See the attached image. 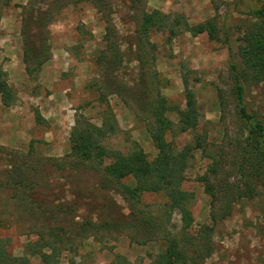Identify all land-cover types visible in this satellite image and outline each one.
Returning a JSON list of instances; mask_svg holds the SVG:
<instances>
[{
	"label": "rangeland",
	"instance_id": "1",
	"mask_svg": "<svg viewBox=\"0 0 264 264\" xmlns=\"http://www.w3.org/2000/svg\"><path fill=\"white\" fill-rule=\"evenodd\" d=\"M104 3L0 0V83L9 89L8 105L0 97V252L7 264H111L115 257L152 264L171 241L189 264H264L263 202L234 201L246 130L223 35L239 63L237 39L260 1ZM153 11L169 19L166 26L137 34L141 14ZM208 21L212 38L185 28ZM118 51L127 55L119 68ZM247 75L245 106L264 119V79ZM185 86L198 116L194 129L181 131ZM159 98L172 124L167 142L175 152L189 149L179 186L187 195L185 228L163 192L131 197L122 187L133 179L104 176L109 159L82 161L70 151L71 132L87 125L102 130L104 150L138 148L154 162L149 107Z\"/></svg>",
	"mask_w": 264,
	"mask_h": 264
},
{
	"label": "trees",
	"instance_id": "2",
	"mask_svg": "<svg viewBox=\"0 0 264 264\" xmlns=\"http://www.w3.org/2000/svg\"><path fill=\"white\" fill-rule=\"evenodd\" d=\"M69 1L74 2V0ZM82 1H92L95 3L99 1L102 5L106 4L104 3L105 0ZM128 1L129 4L132 5V9H137L136 4H140L142 0ZM235 1L242 3V0ZM249 1L253 2L255 0ZM258 1H260L261 6L248 13L247 17L249 23L243 29L241 37L237 39L239 43L237 47L239 63H235L234 61V55L229 45L227 32L225 31L223 35L227 45L229 76L233 87L232 96L236 113L238 119L245 125L246 130V138L244 139V146L239 155L237 168L239 186L241 189L239 193L235 195L234 201L238 205H243L242 202L244 200L251 201L256 198L260 199L263 202L261 216L264 223V119L255 113H249L247 111L244 102L245 87L242 82V76L243 74L247 75V72L251 80L257 82L261 78L264 79V0ZM222 2L224 3V0H222ZM168 20L166 16L156 11L142 13L137 34L147 36L150 31L166 26ZM178 22L180 23V21L177 20L176 23ZM185 28H188V32L191 36L206 34L208 37L212 38L215 33V26L209 21L191 28L188 26ZM131 48L130 46L129 49ZM29 53L30 51L25 47V62L29 57ZM125 56H127L126 52L123 53L122 51H118V68L122 62H124ZM36 63L39 65L42 64L39 60H36ZM240 68L243 69L242 75L239 72ZM137 81L143 83L141 78L137 79ZM134 82L135 81L131 82L132 88L134 87ZM8 94L9 89H7L4 83H0L1 102L5 106L8 105ZM137 94L138 93L134 92V98L138 97L141 100H147L144 93L140 92L138 96H136ZM184 101L185 110L178 111L179 130L181 131L194 129L197 124L198 116L195 99L186 86ZM156 102V106L149 107L150 116L154 119V122L149 128V135L153 146L157 150V157L154 162L149 163L143 151L138 148H134L126 155L104 150L101 145H99L100 142L98 139L102 134V130L87 125L83 128L77 127L71 132L69 139L70 151L72 156L82 161L90 162L97 160L103 162L109 159V164L103 169L104 176L117 182L125 178L133 179V187H122L124 193L131 197L138 196L144 192H163L168 198L170 209L178 210L181 213L185 228L190 224V222H188L189 213L186 209L187 195L180 190L179 186L186 167L189 149L175 152L171 144L167 142L166 137L171 132L172 124L165 117L167 108L164 99L159 98ZM86 226H91V223H86ZM56 229L62 232L61 228ZM262 234L264 237V232ZM1 249L2 246L0 244V250ZM206 252L207 254L211 252L210 246L207 247ZM1 257L5 259V262L0 261V264H7L8 261H6V258L9 257L3 250L2 253L0 252V260H3ZM111 264H120L119 258L115 257V262ZM121 264L128 263L124 261ZM152 264L189 263L185 254L178 249L176 242L171 241L155 258Z\"/></svg>",
	"mask_w": 264,
	"mask_h": 264
}]
</instances>
